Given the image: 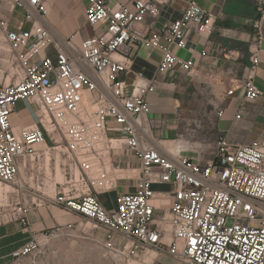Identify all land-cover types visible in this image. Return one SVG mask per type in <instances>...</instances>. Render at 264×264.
Returning <instances> with one entry per match:
<instances>
[{"label":"built area","instance_id":"1","mask_svg":"<svg viewBox=\"0 0 264 264\" xmlns=\"http://www.w3.org/2000/svg\"><path fill=\"white\" fill-rule=\"evenodd\" d=\"M175 1L134 0L113 6L89 0L87 21L97 34L78 46L55 31L47 0H0V183L16 194L14 204L0 205L1 222L28 227L25 167L34 163L53 176L59 166L66 180L54 177L55 194L49 197L102 227L109 237L107 253L124 257L126 264H164L159 254L182 264H264V139L233 143L223 133L212 158L204 161L198 155L169 153L154 132L149 97L157 91L160 76L175 70L191 74L196 67L193 58L177 54L175 47L192 46L189 30L210 36L215 28L216 16L194 0L164 29L148 27V16L158 17ZM257 2L251 73L260 62L264 29V0ZM18 8L23 20L12 27L7 12ZM49 46L56 58L45 54ZM140 46L161 51L153 77L134 70ZM124 73H134L132 82L122 78ZM243 87L248 100L263 94L253 76ZM234 93V88L226 92ZM20 101L28 104L35 122L14 123ZM242 112L244 108L236 117ZM224 113L217 111L219 117ZM98 156L111 170L91 176L94 169L86 162ZM102 181L109 187L135 182L134 190L122 193L117 207L108 209L96 188ZM163 185L172 187L174 203L156 218L152 201L166 194L157 189ZM72 228L59 225L36 233L12 253L14 262L37 264L47 250L41 239Z\"/></svg>","mask_w":264,"mask_h":264},{"label":"crops","instance_id":"2","mask_svg":"<svg viewBox=\"0 0 264 264\" xmlns=\"http://www.w3.org/2000/svg\"><path fill=\"white\" fill-rule=\"evenodd\" d=\"M106 1L110 5L117 6L132 3L134 0ZM190 1L192 0H177L169 3L158 17L148 16L146 24L155 30L164 29L167 24L182 17ZM194 1L216 16L215 28L210 36H200L193 29L188 31L187 35L192 46L183 50L175 47V51L185 58H193L196 63L195 70L191 74L175 70L161 75L157 91L149 97L152 124L154 132L162 138L161 147L172 154H187L185 151H179V146L175 141L180 138V123L184 119L183 111L186 100L181 97L182 95L188 96L191 92L201 94L202 98L209 101L217 110L224 109L225 113L222 117L217 115V130L220 133H226L233 143L264 139V29L260 62L255 73H251L252 43L255 40L254 24L259 18L257 0ZM47 2L50 9L49 21L60 35L71 37L76 45L82 46L86 39L97 34V31L87 21L86 10L89 0H47ZM7 14L12 27H16L23 20V9L21 8L16 9L13 13L7 12ZM204 50L209 51L210 54L203 56L202 51ZM45 54L53 58L57 57V52L52 46L46 49ZM160 59L161 51L140 46L134 59V70H143L148 77H153L156 75ZM251 76L254 77L263 93L256 100H248L243 87V82ZM122 78L132 82L134 73H124ZM230 88L235 89L233 95L226 94ZM241 108H244V112H242L241 118H237L236 115ZM23 110L24 114L18 111L16 106L14 123L25 126L35 122L34 116L26 112V108ZM91 171L93 172V170ZM56 174L59 175L58 167L57 173L53 169V176H51L49 171L36 169L34 163L31 167L23 169L25 198L29 206L28 227L25 228L16 221H0V264H17L14 262L12 253L34 237L36 233L68 224H72L73 228L68 230V233L64 234L65 236H62L66 239L65 241L63 239L66 244L61 247L50 245L55 249L53 257L57 264H60L57 258L64 256L62 254L65 251L68 253L67 248L72 251L73 257L81 256L80 263L77 264H86L89 261H93V264H106V261H111L113 264H126L124 257L116 253H107V249L104 252L109 237L102 227L95 226L93 223L89 227V223H85L88 219L55 204L49 197V194H55L54 177H57ZM134 184L135 182L130 185L120 182L116 187L100 190L99 197L108 209H115L119 196L126 191L134 190ZM58 187L60 186L58 185ZM157 189L166 193L158 194L152 201L156 207L155 217L160 218L172 207L174 197L171 186H158ZM9 194L11 195H8V201L14 204L16 194L14 191ZM72 231H82L91 235L93 239H86ZM94 241L98 243H92ZM74 242H78L79 245ZM115 242L120 245L122 239L117 238ZM85 244L88 247L94 246L93 251L95 249V252ZM88 251H92L93 256ZM159 257V261L164 264H182L167 254H159ZM47 261L46 258V262L43 263L40 260L37 264H48ZM151 262L153 264L154 261ZM31 263L28 261L24 264ZM49 264H53V262Z\"/></svg>","mask_w":264,"mask_h":264},{"label":"rangeland","instance_id":"3","mask_svg":"<svg viewBox=\"0 0 264 264\" xmlns=\"http://www.w3.org/2000/svg\"><path fill=\"white\" fill-rule=\"evenodd\" d=\"M181 98H184L186 100V104L184 107L183 115L184 119L181 120L180 123V138L177 139L175 142L179 146V151H185L188 156L194 157L195 155H198L201 157L202 160H208L212 158L213 152L215 148L217 147L218 141L220 139V135L223 133L218 132L217 130V109L210 104L209 101H206L202 98L201 94L191 92L190 95L184 96L182 95ZM184 106V105H183ZM23 108H26L28 113H31L28 104L24 101L18 102L17 110L22 112L23 114L25 111ZM90 159V158H88ZM114 164L118 165L119 163L116 162V159L114 157L113 159ZM86 163L91 164V168H93V172L90 170V175L94 176L99 173H103L106 175L107 171L111 170V167L106 163L105 159L102 156H98V158H91ZM99 169V170H98ZM58 174L57 179L64 181L65 176L62 175L61 169L58 166ZM110 186V183L108 181H102L96 183V188L98 191L104 190L107 187ZM14 191V188L9 186L7 183H0V205L3 203L8 202V195L10 192ZM1 216V215H0ZM85 223H89V227H91L92 222L85 221ZM68 232H65L66 235ZM72 233L80 234L86 239H93L91 235H88L86 233H83L82 231H72ZM62 234L59 236L61 239H64L65 236ZM65 241V239H64ZM88 242H91L90 240H87ZM70 243H73V241H70ZM92 243H98V242H92ZM74 244H77V242H74ZM50 245H56L54 244L53 240L49 242V244L46 245V258L48 260V264L53 262V264H57V262L54 260L53 257L55 253H53L54 248H51ZM51 248V250H50ZM68 253L64 252L62 257H58L57 260H59L60 264H72V256L73 253L70 249H68ZM52 252V253H51ZM66 253V254H65ZM63 260V261H62ZM28 259H25L21 262V264H24L28 262ZM30 262V261H29ZM17 263V264H18ZM86 264H93V261H89ZM106 264H113L111 261H106ZM133 264H138L137 262H134Z\"/></svg>","mask_w":264,"mask_h":264},{"label":"bare ground","instance_id":"4","mask_svg":"<svg viewBox=\"0 0 264 264\" xmlns=\"http://www.w3.org/2000/svg\"><path fill=\"white\" fill-rule=\"evenodd\" d=\"M60 236H61V235H60ZM70 238H71V237H70ZM70 238H69V239H70ZM71 239H72V238H71ZM41 240H42V243H43V244H48L51 240H53L54 244H56L57 247H58V246L61 247V246H64V245L66 244V243L63 241V239H61L59 236H56V237H54V238H52V239H48V240H47V239H44V238L41 239ZM65 240H66V239H65ZM67 241H69V240H67ZM67 241H66V242H67ZM68 243H69V242H68ZM86 244H87V243H86ZM86 244H85V245H86ZM88 244H89V243H88ZM77 245H79L78 242H77ZM86 246H87V245H86ZM90 246H91V245H90ZM90 246H89V247H90ZM92 246H93V245H92ZM87 247H88V246H87ZM87 247H86V248H87ZM89 247H88V248H89ZM93 247H94V246H93ZM93 247H90L89 249H91V250L93 251ZM62 248H63V247H62ZM62 248H61V250H62ZM66 248H67V247H66ZM88 248H87V249H88ZM77 251H78V250L76 249V252H77ZM92 251H90L91 253H90L89 251H88V252L93 256V254H94L93 252H95V249H94L93 252H92ZM62 252H63V251H62ZM65 252H66V251H65ZM81 252H82V251H81ZM104 252H105V248H104ZM57 253H58V252H57ZM65 254H66V253H65ZM74 254H75V252H74ZM80 254H81V253H80ZM90 254H89V255H90ZM60 255H61V254H60ZM62 255H63V254H62ZM83 255H84V254H83ZM94 256H95V255H94ZM72 257H73V256H72ZM72 257H71V258H72ZM90 257H91V256H90ZM40 260H42L43 263L46 262V256H44V257L38 259V261H40ZM80 260H81V256H79V255H75V256L73 257L72 263H73V261H74L73 264H75V263H76V264H77V263H80ZM47 262H48V261H47ZM82 262H83V261H82ZM82 264H83V263H82Z\"/></svg>","mask_w":264,"mask_h":264}]
</instances>
